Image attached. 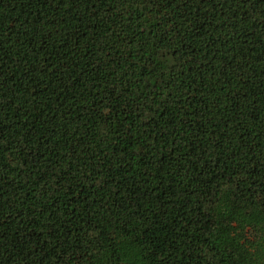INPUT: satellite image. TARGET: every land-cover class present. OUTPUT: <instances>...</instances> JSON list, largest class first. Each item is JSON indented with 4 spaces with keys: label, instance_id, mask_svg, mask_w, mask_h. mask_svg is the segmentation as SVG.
Returning <instances> with one entry per match:
<instances>
[{
    "label": "trees",
    "instance_id": "1",
    "mask_svg": "<svg viewBox=\"0 0 264 264\" xmlns=\"http://www.w3.org/2000/svg\"><path fill=\"white\" fill-rule=\"evenodd\" d=\"M3 264H264V0H0Z\"/></svg>",
    "mask_w": 264,
    "mask_h": 264
},
{
    "label": "snow or ice",
    "instance_id": "2",
    "mask_svg": "<svg viewBox=\"0 0 264 264\" xmlns=\"http://www.w3.org/2000/svg\"><path fill=\"white\" fill-rule=\"evenodd\" d=\"M0 264H3V261H0Z\"/></svg>",
    "mask_w": 264,
    "mask_h": 264
}]
</instances>
